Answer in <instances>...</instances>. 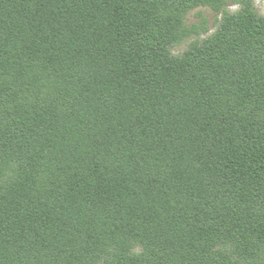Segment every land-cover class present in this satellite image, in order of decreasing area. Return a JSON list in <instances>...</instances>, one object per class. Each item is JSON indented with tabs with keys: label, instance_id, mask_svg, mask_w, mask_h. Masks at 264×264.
<instances>
[{
	"label": "trees",
	"instance_id": "16d2710c",
	"mask_svg": "<svg viewBox=\"0 0 264 264\" xmlns=\"http://www.w3.org/2000/svg\"><path fill=\"white\" fill-rule=\"evenodd\" d=\"M225 1L0 0V264H263L264 18L169 52Z\"/></svg>",
	"mask_w": 264,
	"mask_h": 264
},
{
	"label": "rangeland",
	"instance_id": "374dc122",
	"mask_svg": "<svg viewBox=\"0 0 264 264\" xmlns=\"http://www.w3.org/2000/svg\"><path fill=\"white\" fill-rule=\"evenodd\" d=\"M251 5L254 14L264 18V0H251ZM240 10L241 6L230 0H226L219 10L208 4L198 5L188 10L182 20L185 32L182 30V35L169 47L170 54L181 57L193 45H201L217 32L225 15L237 14ZM219 248L230 257H236L231 245L219 246ZM135 252H140V248L137 247ZM262 263L264 264V259Z\"/></svg>",
	"mask_w": 264,
	"mask_h": 264
}]
</instances>
